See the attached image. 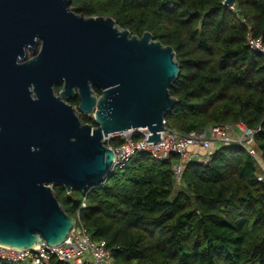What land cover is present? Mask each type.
Wrapping results in <instances>:
<instances>
[{"label":"trees","instance_id":"obj_1","mask_svg":"<svg viewBox=\"0 0 264 264\" xmlns=\"http://www.w3.org/2000/svg\"><path fill=\"white\" fill-rule=\"evenodd\" d=\"M75 12L110 16L131 34L145 31L170 46L180 74L166 126L181 134L243 122L260 131L255 156L235 142L218 144L207 165L191 162L179 182L174 157L136 153L85 194L53 192L112 264H264V0H72ZM95 125L93 120L89 121ZM261 177L259 180L258 178ZM0 264H12L0 260ZM49 264H65L53 257Z\"/></svg>","mask_w":264,"mask_h":264},{"label":"water","instance_id":"obj_2","mask_svg":"<svg viewBox=\"0 0 264 264\" xmlns=\"http://www.w3.org/2000/svg\"><path fill=\"white\" fill-rule=\"evenodd\" d=\"M71 1L0 0L1 247L63 243L76 219L52 187L62 185L68 197L103 184L115 159L103 137L146 128L154 143L177 101L169 92L180 74L172 47L148 31L133 35L110 16L76 13ZM36 40L38 54L19 64ZM74 88L77 113L61 100ZM81 113H92L96 126L84 124Z\"/></svg>","mask_w":264,"mask_h":264},{"label":"built area","instance_id":"obj_3","mask_svg":"<svg viewBox=\"0 0 264 264\" xmlns=\"http://www.w3.org/2000/svg\"><path fill=\"white\" fill-rule=\"evenodd\" d=\"M247 45L264 55V45L260 38H254L249 33ZM163 125L164 130L159 131L160 139L154 143L146 141L147 136L151 134L146 128L114 132L104 136V145L115 154L113 169L124 167L136 153L145 154L158 161L174 157L171 172L176 182H179L187 164L197 162L207 165L218 144L235 142L255 156L254 137L260 131V127L248 128L243 122L211 126L188 134H181L168 128L165 119ZM233 135L237 136L232 137ZM83 207H86L85 199L82 200L80 209ZM80 209L77 211L75 226L63 243L57 246L42 243L31 251H17L0 246V260L12 264H49L50 258L53 257L65 264H112L111 252L104 242L90 240L79 220Z\"/></svg>","mask_w":264,"mask_h":264},{"label":"flooded vegetation","instance_id":"obj_4","mask_svg":"<svg viewBox=\"0 0 264 264\" xmlns=\"http://www.w3.org/2000/svg\"><path fill=\"white\" fill-rule=\"evenodd\" d=\"M76 13H78V12H76ZM40 47H41L40 40H36L35 45L26 48L23 57H19L17 59V62L19 64H22V63H24L26 61H29L30 59H33L38 54V52L40 51ZM62 85L63 84L60 83V84H57V85H55L53 87L54 93H55L56 96L59 95V93H60V91H61V89L63 87ZM73 90H74V93H75L74 96H71V97H68V98H62L61 100L64 101L65 103H67L68 105H70L72 107L73 111H75L77 113L80 99H79V96H78L77 89L74 88ZM93 90H94V92L96 93V95L98 97L100 95V90L97 89L96 87H93ZM79 118L84 124H90L93 127L96 126V125H93V124H91L89 122L90 120H93V114L92 113H90V114L81 113Z\"/></svg>","mask_w":264,"mask_h":264},{"label":"rangeland","instance_id":"obj_5","mask_svg":"<svg viewBox=\"0 0 264 264\" xmlns=\"http://www.w3.org/2000/svg\"><path fill=\"white\" fill-rule=\"evenodd\" d=\"M237 132V131H236ZM237 135H233L232 137H236Z\"/></svg>","mask_w":264,"mask_h":264}]
</instances>
